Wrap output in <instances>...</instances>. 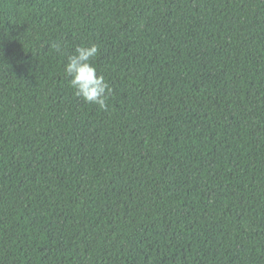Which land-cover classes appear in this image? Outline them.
<instances>
[{
  "label": "trees",
  "instance_id": "1",
  "mask_svg": "<svg viewBox=\"0 0 264 264\" xmlns=\"http://www.w3.org/2000/svg\"><path fill=\"white\" fill-rule=\"evenodd\" d=\"M0 264H264V0H0Z\"/></svg>",
  "mask_w": 264,
  "mask_h": 264
},
{
  "label": "clouds",
  "instance_id": "2",
  "mask_svg": "<svg viewBox=\"0 0 264 264\" xmlns=\"http://www.w3.org/2000/svg\"><path fill=\"white\" fill-rule=\"evenodd\" d=\"M50 47L57 53L63 51L61 43H52ZM99 51V46L95 43L77 46L74 52L67 56L64 73L70 78L69 84L75 89L78 98L107 110L114 90L93 62Z\"/></svg>",
  "mask_w": 264,
  "mask_h": 264
}]
</instances>
